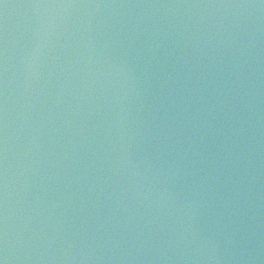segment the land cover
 <instances>
[{"label": "water", "instance_id": "95a60500", "mask_svg": "<svg viewBox=\"0 0 264 264\" xmlns=\"http://www.w3.org/2000/svg\"><path fill=\"white\" fill-rule=\"evenodd\" d=\"M123 1L0 0V264H186L171 1Z\"/></svg>", "mask_w": 264, "mask_h": 264}]
</instances>
